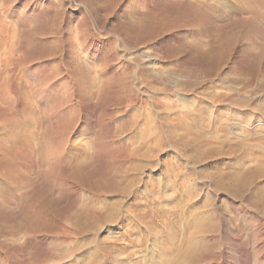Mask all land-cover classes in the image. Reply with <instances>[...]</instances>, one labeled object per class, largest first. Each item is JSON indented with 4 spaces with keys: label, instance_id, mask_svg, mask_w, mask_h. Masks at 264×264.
Returning <instances> with one entry per match:
<instances>
[{
    "label": "rangeland",
    "instance_id": "1",
    "mask_svg": "<svg viewBox=\"0 0 264 264\" xmlns=\"http://www.w3.org/2000/svg\"><path fill=\"white\" fill-rule=\"evenodd\" d=\"M136 115L141 126L126 130ZM183 117L208 131L227 117L220 136L264 141V0H0V264H175L185 223L142 208L173 220L210 197L221 221L205 239L217 257L206 263L264 264V211L213 193L194 172L221 161L192 167L170 142H151L142 175L150 182L123 198L115 220L96 234L74 227L83 203L95 207L91 220L109 210L95 185L115 149L145 150L147 118L173 126ZM177 166L191 175L176 176Z\"/></svg>",
    "mask_w": 264,
    "mask_h": 264
},
{
    "label": "bare ground",
    "instance_id": "2",
    "mask_svg": "<svg viewBox=\"0 0 264 264\" xmlns=\"http://www.w3.org/2000/svg\"><path fill=\"white\" fill-rule=\"evenodd\" d=\"M75 74L77 75V77H80L79 78L80 80H83V79L85 80V77H83L82 73H79V71H76ZM94 86H91L90 88ZM230 103L234 107H238V108L246 107L244 103H241V101H238V100H232ZM250 109L255 112L260 113L258 106L253 105L252 107H250ZM136 117L137 115L132 118V120L129 122L130 124H127L128 127L126 130H131L133 127L136 126L135 125ZM218 119L219 120H218V123H216V125H214L213 122H210V124L214 125V127L210 126L211 128L208 131V129L205 130V127L201 130L200 127H197L196 125L194 126L193 125L194 120H190L186 117L180 118L175 123L173 122L175 124L173 126L164 125L167 122L171 124L172 120L168 121L167 119L163 118L161 122L158 120H157L158 122H156V119L154 118L153 119L147 118L146 122L145 123L143 122L144 124H142V127H141V133L143 134L145 138V142H146V144L144 145V148L146 147V149L138 151V152H134V150L132 148H129L127 144L126 146H124L123 144L124 147H118L119 146L118 144L117 146L118 148L115 149L116 151L114 150L115 155H116V156L114 155V157L116 158V160L114 161L115 163H112L107 171L105 170L106 172L103 175L101 183H98L97 185H95L96 187L94 186L95 188L99 190V193L102 191L103 193H100V194L105 195L107 199L108 197H111L112 199V197L114 196H119L120 198L119 197H117V199L113 198V201L109 199L110 203L107 206L109 210L107 211L105 216H103V218H98V220H91V217H96L95 207L94 208L87 207L86 204L83 203L82 206L77 210L75 214V217H78L82 220V224L80 226L75 225L74 227H78L80 232L85 231L84 234L86 233L96 234L101 226L100 224L104 222L111 223L113 220L116 219V217H118L120 209L125 204L124 199H123L124 197L129 196L132 193V190L136 186L143 185L147 187V184L150 182V179L148 178L147 180H145L143 179L142 175H143V171L146 170V165L144 162V159L146 158V152H147V149H149L150 144L152 143L159 145V146H161L164 143H168V142L172 143L176 147L175 150L179 152L180 154L182 153L185 157V160L188 161L189 164L191 163L190 165L192 167L193 166L195 167L197 164L206 162L207 160H211V161L220 160L221 164L217 166L212 165V170H208V171L206 170L202 172L200 171L198 173L195 171L194 176L198 174L197 176H201L204 180H207L210 184L211 189L213 190L212 191L213 193L215 194L221 193L225 196L232 197L235 200L241 201L243 205L247 206L250 209H253L257 212H263L264 211V183H263L264 181V141L262 140L263 138L257 137L255 139H241L239 133L237 132H233L236 139H231L228 134H225L224 136H220L221 135L220 133L222 130L229 129L228 125L230 122L227 117H222V118L219 117ZM142 120L144 121L145 119H142ZM211 121H213V119ZM136 122H138V125L141 124L139 123V120ZM161 124L162 126L164 125L167 127H166V130L164 129L165 133L158 135L157 132H159L161 128ZM121 126L122 127H119L118 129L119 134L122 131L124 132L123 124ZM223 133H227V132H223ZM133 139L134 137L131 136L130 140H133ZM112 140L114 139L112 138ZM179 146H181V149H179ZM235 156L236 157L239 156L241 159L238 160L237 162L234 161V163L227 162ZM114 157H111V158L113 159ZM131 158H132L131 160L132 162L125 163V166L124 165L118 166L116 164L120 159H122V163H123L124 161H126V159H131ZM251 161H254L255 164L254 166L250 167L247 164ZM83 162H85V160ZM153 169L155 168H152V170ZM78 171H79L78 167H74L72 170V173H76ZM101 173L103 174V172ZM175 173H176L175 175L178 177L191 175L190 172H186L180 166H177V168H175ZM81 174H82V171H81ZM125 176H128V177L124 181ZM180 187L181 189H185L187 186L185 185L184 182H181ZM192 201H193V197H189L187 200H185V206L188 207ZM102 202L104 203V201ZM105 204H108V203L105 202ZM138 206L142 207L140 204L136 205V207ZM201 206L202 207H200L199 205L197 206V208H189V209H186L185 211L184 210L176 211L173 213V220H170V218L169 219L162 218L163 213L159 208L158 210L156 209L153 212L151 211L152 214L151 212H149V210L151 209L149 205L144 206L142 208L147 213H150V216H153V218L155 217L160 218V221L163 223H167L170 225L172 224V222H180V223L184 222L185 223L184 230H186V232H185V235L182 236L181 244L179 248L177 249L172 248L171 250L173 254H175L176 256H179L175 264H207L206 262L209 261L211 263L213 259L216 257V254H215L216 248L214 247L215 245L214 242L211 241L210 243H208L206 241L207 240L206 238L209 235H213L216 233L218 222L221 221V218L219 217V214H217L216 209L215 208L213 209V206H214L213 197L206 199L204 202H202ZM226 206H227L226 203L222 204V208ZM142 209L140 208V210ZM132 212L135 218L137 216V219H140V221H142V223L144 224V228H146V230H151L153 225L149 222V220L146 219L145 213L142 212L141 213L142 216H140V213H136L135 209L132 210ZM155 220H153V223H155ZM216 234H218V232ZM217 237L218 236H216V238ZM172 239L175 240L174 237ZM95 240H96V237L93 239V241ZM109 250H110L109 247L107 246L103 247V252H107ZM101 263H102L101 260H93L89 264H101Z\"/></svg>",
    "mask_w": 264,
    "mask_h": 264
}]
</instances>
